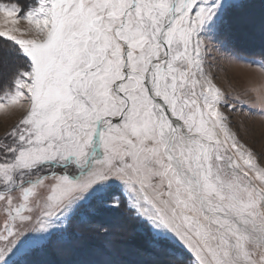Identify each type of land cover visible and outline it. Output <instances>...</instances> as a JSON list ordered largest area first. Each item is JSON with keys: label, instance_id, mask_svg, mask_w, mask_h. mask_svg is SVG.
Masks as SVG:
<instances>
[{"label": "snow or ice", "instance_id": "6c2138e0", "mask_svg": "<svg viewBox=\"0 0 264 264\" xmlns=\"http://www.w3.org/2000/svg\"><path fill=\"white\" fill-rule=\"evenodd\" d=\"M21 11L0 2V264H264V150L231 115L264 121V79L249 102L207 70L264 78V0Z\"/></svg>", "mask_w": 264, "mask_h": 264}, {"label": "rangeland", "instance_id": "374dc122", "mask_svg": "<svg viewBox=\"0 0 264 264\" xmlns=\"http://www.w3.org/2000/svg\"><path fill=\"white\" fill-rule=\"evenodd\" d=\"M0 2L14 3L11 0H0ZM18 2L22 8L20 14L24 15L28 7L35 5L37 0H25L22 3L21 1ZM21 27H25L23 21L21 22ZM239 45L245 50V55L259 52L258 40L241 39ZM13 55L15 56V60L12 69L16 67H25L24 61L26 58L22 55H16L15 53H13ZM212 57L216 59L213 60ZM207 70L215 77V82L226 92H239L242 94V98L249 100V102L254 99L255 94L249 92L247 95H243L245 90L253 86H259L262 79H264L254 72V70H256L255 68L247 67L244 64H228L222 59L221 54L215 50H213L208 57ZM9 77L10 71L5 73L3 77H0V96L12 87ZM245 111H247V109H245ZM231 115L235 124L243 126L241 131L242 138L257 152L264 150V121H261L258 116L249 117L242 113H233ZM19 116L20 112L11 108L0 111V136L4 134L5 129L10 128L12 123H14ZM243 129H246L247 132L245 133Z\"/></svg>", "mask_w": 264, "mask_h": 264}, {"label": "trees", "instance_id": "16d2710c", "mask_svg": "<svg viewBox=\"0 0 264 264\" xmlns=\"http://www.w3.org/2000/svg\"><path fill=\"white\" fill-rule=\"evenodd\" d=\"M12 2H14V3H18L19 5H20V3L18 2V1H21V3L23 2V1H25V0H11ZM254 54V53H253ZM252 53H250L248 56H252L253 55ZM257 55L255 56V58H258V59H260V57H259V55H258V53H256ZM25 62V61H24ZM25 64V63H24Z\"/></svg>", "mask_w": 264, "mask_h": 264}, {"label": "bare ground", "instance_id": "6f19581e", "mask_svg": "<svg viewBox=\"0 0 264 264\" xmlns=\"http://www.w3.org/2000/svg\"><path fill=\"white\" fill-rule=\"evenodd\" d=\"M254 72H255V73H257V74H259V75L261 76V74L259 73V71H258V70H254Z\"/></svg>", "mask_w": 264, "mask_h": 264}]
</instances>
